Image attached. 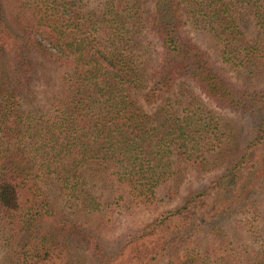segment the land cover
<instances>
[{
    "label": "trees",
    "instance_id": "16d2710c",
    "mask_svg": "<svg viewBox=\"0 0 264 264\" xmlns=\"http://www.w3.org/2000/svg\"><path fill=\"white\" fill-rule=\"evenodd\" d=\"M14 1L0 241L18 264H78L83 243L94 264H264V0ZM143 211L109 254L98 233Z\"/></svg>",
    "mask_w": 264,
    "mask_h": 264
},
{
    "label": "rangeland",
    "instance_id": "374dc122",
    "mask_svg": "<svg viewBox=\"0 0 264 264\" xmlns=\"http://www.w3.org/2000/svg\"><path fill=\"white\" fill-rule=\"evenodd\" d=\"M5 4V9L3 11L4 15L6 16L7 20H30L28 16L30 14H26L27 18L20 15L23 14L21 12V8H19L14 0H2ZM160 51V48H159ZM219 65L223 66V70L225 73H227L228 77H230L233 81L236 80L233 73H229L228 69H224V65L219 63ZM261 88V87H260ZM155 106L146 107V110H152ZM226 115L229 117H234V114H232L229 111H223ZM225 168L211 171L209 173H206L202 176H194V177H188V180L184 182L182 185V188L180 190V195L171 202L169 205H165L163 209L165 210L167 208H174L178 206L189 193L191 192H198L205 189L213 180H216L221 175H223V171ZM157 217V214L150 213V212H137L133 214L132 216H126L121 217L120 221L116 226L112 229L108 230H102L100 233H98L101 243L104 247V249L111 255H115L118 253V251L126 244V242L129 240L131 236H134L135 233L138 232L139 229H142L145 225L152 222L153 219ZM70 218H73L70 216ZM84 220V217L78 215V223L81 224ZM136 244L133 246L128 247L129 250L137 249ZM141 248H139L140 251ZM76 261H78V264H94V259L92 257V253L90 248L86 246V244L80 245V248L78 249V252L76 253ZM75 261V262H76ZM0 264H18L15 257H12L11 251L4 245L3 241H0Z\"/></svg>",
    "mask_w": 264,
    "mask_h": 264
}]
</instances>
